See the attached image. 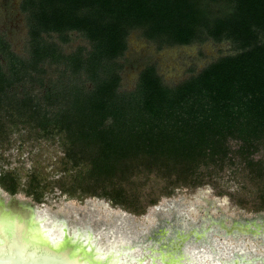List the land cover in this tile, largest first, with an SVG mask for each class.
<instances>
[{
    "label": "rangeland",
    "instance_id": "obj_1",
    "mask_svg": "<svg viewBox=\"0 0 264 264\" xmlns=\"http://www.w3.org/2000/svg\"><path fill=\"white\" fill-rule=\"evenodd\" d=\"M21 1L0 0V63L4 66V47L5 53L22 60L28 57ZM63 36L65 40L57 33L42 35L63 54L90 51L89 42L78 32ZM233 52L229 42L212 39L156 50L154 43L131 31L127 49L118 61L122 66L119 90L133 91L145 64L153 63L163 83L173 86ZM19 67V78L7 89L3 102L10 107L0 105V194L4 198L15 196L50 212L67 206L74 215L96 212L98 219L92 223H103V217L108 219L105 227L123 219L125 229L143 242L138 255L144 256L145 247L154 243L176 255L181 249L205 264L213 263L212 256L229 261L234 253L237 264H264L263 233L232 235L219 228L233 223H250L256 231L264 227V134L242 141L227 132L212 146L203 144L188 154L180 152L182 145L175 143L174 147L155 144L130 149L125 156L117 151L108 158L99 147L89 145L86 137L75 141L53 122L45 124L37 118L44 112L51 116L67 105L63 102L69 99L66 94L60 96L62 105L53 102L62 87L50 85L64 67L47 60L36 64L28 60L24 71ZM80 79L85 81V76ZM50 94L54 98H48ZM15 100L36 104L39 113L30 117L28 110L18 111ZM7 220L0 218V224ZM13 229L18 237L35 234L25 223H14ZM193 230L200 236L189 234L179 249L172 250L176 234ZM75 260L69 262L76 264Z\"/></svg>",
    "mask_w": 264,
    "mask_h": 264
},
{
    "label": "trees",
    "instance_id": "obj_2",
    "mask_svg": "<svg viewBox=\"0 0 264 264\" xmlns=\"http://www.w3.org/2000/svg\"><path fill=\"white\" fill-rule=\"evenodd\" d=\"M19 9L29 59L1 49L6 61L0 63L1 107H10L3 102L19 78V66L24 71L28 60H47L64 67L50 81L61 92L48 98L59 103L66 94L67 105L59 103L63 107L51 116L39 115L32 102L15 100L14 108L53 122L75 141L86 137L108 158L155 144L178 143L188 154L203 144L212 146L227 132L242 141L264 134V0H22ZM70 31L87 39L90 51L63 54L42 37L57 33L65 40ZM131 31L156 50L212 39L229 42L234 52L173 86L163 83L153 63L145 64L134 90L120 91L118 61Z\"/></svg>",
    "mask_w": 264,
    "mask_h": 264
},
{
    "label": "flooded vegetation",
    "instance_id": "obj_3",
    "mask_svg": "<svg viewBox=\"0 0 264 264\" xmlns=\"http://www.w3.org/2000/svg\"><path fill=\"white\" fill-rule=\"evenodd\" d=\"M0 201L2 202L1 208H4V211H7L9 203L8 199L3 196L1 197L0 195ZM106 215L107 214H105L104 217H106ZM11 217L12 215L10 216L9 214H0V218L8 219L7 223L0 224V228L3 229V235L0 236V251H7L10 248L12 250L17 247L16 249L19 252L20 249H23V247L25 248V245L22 244V241H20L16 232V235H11V232H14L13 224L11 223V220L13 219ZM18 218L22 223L28 224L34 229L33 232L41 243L54 247H65L64 245H66L68 249L75 252L74 255H78L81 258L89 256L91 260L101 261L105 255L111 254V260H114L113 258L115 257H122L123 252L126 250V246L128 248H133L132 253L134 258L139 253L140 241L136 239V236L132 237V235L125 229L123 219H119L115 222V226L105 227V222H107L108 219H103V217V223H92V219H98L96 214L87 211H85L84 214L79 215L71 213V218L69 219L59 210L48 214H27L26 216L22 214ZM23 219L24 222L22 221ZM30 219L31 222H29ZM122 233H126L128 238L122 235Z\"/></svg>",
    "mask_w": 264,
    "mask_h": 264
},
{
    "label": "bare ground",
    "instance_id": "obj_4",
    "mask_svg": "<svg viewBox=\"0 0 264 264\" xmlns=\"http://www.w3.org/2000/svg\"><path fill=\"white\" fill-rule=\"evenodd\" d=\"M1 207H2V202L0 204V214L5 213V214H9L10 216L12 215L11 218L13 220H11V219L10 220H11V223L13 225H14V223H20V224L22 223L20 220H18L19 219L18 217L22 214H20V213H14L13 214L12 212H10L9 208L7 211H4V208H1ZM59 211H61L63 213V215H65V217L69 218V219L71 218V213H73L70 206H67L66 209L65 208L62 210L60 209ZM39 213L48 214V213H53V212H50V210L48 208H45V207H37L35 209H32L31 213H29V215L39 214ZM89 213L95 214L96 212H90L89 211ZM109 214H111V213H108V215ZM113 216L114 215L111 214L112 218H113ZM114 218L117 219L116 216ZM22 221L24 222V219ZM29 222H31V219L29 220ZM230 226L231 225H229L228 227H230ZM228 227L225 225H222V228H225L227 230V232H228L227 234L234 235L235 233H241V234L250 233L249 230L247 229V227H244L243 225H241V226H235L234 225V226H232L234 229L228 228ZM30 228L33 229L32 227H30ZM219 228H221V226H219ZM32 231H34V229ZM31 233L32 232H30V234H28V235H24V237H21V236L18 237L20 239V241H22V244L25 245V248L23 247L24 250L20 249V251L18 252V250L16 249L17 247L13 248L12 250L10 248L7 251L6 250L0 251V257L10 255L8 257V260L6 261L7 264H9L10 261L11 262L15 261V259L17 257L19 260H21V262H23L25 264H59V262H65L66 264H73L72 262H69L72 259H74V260L76 259L75 260V261H77L76 264H156V261L159 264H205V263H203V261L197 260L196 256L191 257V254L189 255L187 252L186 253L189 257L186 260L185 257H179L178 254L176 255V254H173V252H171V251H167L166 249L164 250L163 247H161L159 244L157 245L154 243H152V245H147L145 247L146 252L144 253V256L140 254V255H136V257L134 258L133 257L134 255L132 253L133 248L132 247L128 248L126 246V250L123 252L121 258L115 257V258H113L114 260H111L112 256L110 254V255H105V257L103 259H101V261L100 260H92V262H91V261H89V259H90L89 256L81 258L78 255H74L75 252L68 249V247L66 245H64L65 247L47 246L46 244L41 243V241L38 240V238L35 234H31ZM260 233L264 234V227L261 228L260 230L255 231L253 235L258 236ZM11 235H16V233L11 232ZM51 237H52V235H51ZM126 237L128 238V236H126ZM175 237H177V236H175ZM107 238H108V235H107ZM51 239H53V238H51ZM102 239H103V237H102ZM123 240H125V239H123ZM142 243L143 242H141L140 247H141ZM56 248H58V249H56ZM65 252H67L66 255H65ZM76 254H78V253H76ZM81 254H83V253H81ZM81 254H79V255H81ZM234 254H233V258L230 259L229 261H226L224 259H220V257H217V256H212V258L214 259L213 263H207V264H233V263L236 264L235 262H233L234 261L233 259L236 258L234 256ZM71 256H74V257L70 258ZM41 257L44 259V261H42L40 259ZM145 257H147V263H145ZM51 258H52V260H50ZM75 261H74V263H75ZM247 262L248 261H246L245 263H247Z\"/></svg>",
    "mask_w": 264,
    "mask_h": 264
},
{
    "label": "water",
    "instance_id": "obj_5",
    "mask_svg": "<svg viewBox=\"0 0 264 264\" xmlns=\"http://www.w3.org/2000/svg\"><path fill=\"white\" fill-rule=\"evenodd\" d=\"M1 195V194H0ZM1 197H2V195H1ZM8 201H9V203H8V208H9V210H10V212H12L13 214L14 213H20V214H23L24 216H26L27 214H29V213H31V210L32 209H35V208H37V207H40V206H36L33 202H29V201H23V200H18L15 196H9L8 197ZM241 226V225H243L244 227H247V229L249 230V232L250 233H253L254 234V232L256 231V230H253V229H251L250 228V223H248V224H241V223H237V224H235V223H233V224H231V226L230 227H228V228H233L232 226ZM222 227V226H221ZM224 230H225V232L226 233H228L227 232V230L225 229V228H223ZM234 229V228H233ZM189 234H194L196 237H199L200 235H199V233H197L196 231H189V233H186V234H176V238L178 239V240H176V244L175 245H173V248H172V250H176V249H179V246H181L182 244V242L185 240V239H187L188 238V235ZM183 251H181V249H179V252H178V255H179V257H185L186 258V260H187V258L189 257V256H187V255H185L184 253H182ZM10 256V255H9ZM9 256H2V257H0V264H5L6 263V261L8 260V257ZM17 259V260H16ZM15 259V261H13V262H11L10 261V263L9 264H25V263H23V262H21V260H19L18 259V257ZM19 260V261H18ZM234 261L233 262H235L236 264L238 263V259H233ZM243 261L244 262H246V260L245 259H243ZM234 264V263H233Z\"/></svg>",
    "mask_w": 264,
    "mask_h": 264
},
{
    "label": "snow or ice",
    "instance_id": "obj_6",
    "mask_svg": "<svg viewBox=\"0 0 264 264\" xmlns=\"http://www.w3.org/2000/svg\"><path fill=\"white\" fill-rule=\"evenodd\" d=\"M2 235H3V229L0 228V236H2Z\"/></svg>",
    "mask_w": 264,
    "mask_h": 264
}]
</instances>
